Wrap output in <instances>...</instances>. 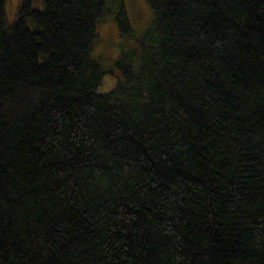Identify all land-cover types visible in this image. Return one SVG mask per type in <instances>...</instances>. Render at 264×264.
Masks as SVG:
<instances>
[{
	"label": "trees",
	"instance_id": "trees-1",
	"mask_svg": "<svg viewBox=\"0 0 264 264\" xmlns=\"http://www.w3.org/2000/svg\"><path fill=\"white\" fill-rule=\"evenodd\" d=\"M7 1L0 264H264V0H146L138 37L124 0Z\"/></svg>",
	"mask_w": 264,
	"mask_h": 264
},
{
	"label": "rangeland",
	"instance_id": "rangeland-1",
	"mask_svg": "<svg viewBox=\"0 0 264 264\" xmlns=\"http://www.w3.org/2000/svg\"><path fill=\"white\" fill-rule=\"evenodd\" d=\"M20 0H8L6 2V18L10 22L13 20ZM124 9L130 29L134 37L141 35L151 19V10L146 0H124ZM31 6L41 9L42 0H31ZM97 42L95 43L91 57L97 60L104 70H110L103 75L100 85L96 91L107 93L112 90L120 78L119 72L111 68L117 60L121 49H136L133 40L119 37L113 14L109 13L105 19L96 25Z\"/></svg>",
	"mask_w": 264,
	"mask_h": 264
}]
</instances>
